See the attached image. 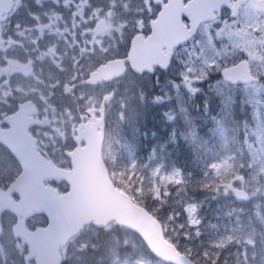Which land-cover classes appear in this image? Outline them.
I'll list each match as a JSON object with an SVG mask.
<instances>
[{
  "label": "snow or ice",
  "instance_id": "obj_1",
  "mask_svg": "<svg viewBox=\"0 0 264 264\" xmlns=\"http://www.w3.org/2000/svg\"><path fill=\"white\" fill-rule=\"evenodd\" d=\"M22 2L0 0V264H64L78 250L97 247L85 240L70 253L68 241L84 223L97 229L119 223L88 219L66 229L58 201L71 194V186L38 179L34 162L47 158L68 164L86 135L89 144L98 139L103 151L106 106L115 95L108 85L130 73L169 69L174 50L200 25L207 38L198 54H190L179 73L180 83L195 95L200 91L197 82L218 75L211 87L225 106L232 100L225 86L242 83L255 110L256 126L245 125L248 131L236 141L237 152L228 151L207 165L199 187L264 203V118L259 111L264 106V0H52L57 7L47 9L44 0H34L36 10H27L31 22L22 18L13 22ZM162 18L170 20L177 35L158 62L137 70L133 66L137 43L152 39ZM115 66L120 67L105 71ZM166 115L173 119L172 113ZM53 132L56 138L50 148L46 138ZM182 135L190 142L197 139L191 125ZM111 174L127 182L136 203L159 224L170 254H161L136 230L148 252L158 258L157 264H264V255L256 259V230L250 226H237L200 251L180 247L177 238L189 235L182 232L185 224L176 223L174 211L161 216L173 192L180 195L193 186L179 168L165 173L157 167L145 176L132 163L113 167ZM39 183L53 186V200L47 212L27 214L22 208ZM184 208L187 224L199 225L197 205L185 202ZM258 223L264 251V216ZM120 227L128 228L122 223ZM39 233L53 241L47 260L41 254ZM110 240L113 252L129 242L117 236Z\"/></svg>",
  "mask_w": 264,
  "mask_h": 264
},
{
  "label": "rangeland",
  "instance_id": "obj_2",
  "mask_svg": "<svg viewBox=\"0 0 264 264\" xmlns=\"http://www.w3.org/2000/svg\"><path fill=\"white\" fill-rule=\"evenodd\" d=\"M55 6L52 0H44V9ZM22 7L25 9L26 13L18 14L17 18L26 19L28 22H31L27 17V10H36L37 6L34 0H23ZM149 78L150 77L136 78L134 75H128L118 83L117 88L109 87L115 91V95L107 104L111 112L109 122H122V127L125 122H131V125H134V135L137 136L138 133L136 131L138 125L142 126L144 122H155L154 118L157 116L160 120H163V122H175L178 114L186 112L185 104L189 101L196 100L201 93L208 92L207 95L199 96L198 99H207L209 107H207V103H205V109L188 113L187 115L189 118L183 117L187 120L182 121L190 122V124L188 123L187 125L188 128L190 125L193 126L191 122H199L198 124L202 127V130L204 128L201 137L190 146L195 150L190 149V151H201L207 148L205 150L207 152V157L199 158L192 152L188 153L185 158L178 157L175 148H170L169 150V147L171 145L174 147L177 142V133L170 131L171 145L169 141L167 143H153L150 145L152 151L148 155L143 152L135 153L134 151L133 153L131 140H126L125 145L122 142L119 144L114 142L109 150V159H107L110 169L113 167L126 168L132 163H135L138 171L148 176L151 174V171L157 167H160L165 173L172 171L174 168H179L184 178L192 184L194 181L191 179L190 172H196V166H198L200 168L199 171L204 174V172L208 170L207 165L214 159H217L228 151H238L239 146L236 141H242L244 139L245 133L248 131V129L244 127L245 125L249 126V128L256 126L254 107L251 103L247 102L248 91L245 90L244 87L234 90V96L231 95L232 100L230 104L225 106L222 103L221 97L211 87L218 79V75L216 74H211L204 81H201V84L196 83V87H198L200 91L195 95L191 93L188 94L183 101H181L177 94L173 93L171 89L168 88L167 83L158 81L156 84H152V78ZM225 87L228 94H232V90L229 89L230 87ZM156 96H160L162 99L157 101L155 99ZM165 102L170 103V110L162 111L161 108ZM232 106H234L237 115L232 116L230 114ZM259 111L261 112V118H264V106H262ZM166 113H172L173 119L169 120ZM157 121L160 122L159 120ZM137 122L139 123L138 125ZM210 122L213 123L210 124ZM165 128L166 127L162 128V130L164 131ZM127 129L128 128H124L127 135L126 137H129ZM43 130L51 131L47 127ZM40 132L42 133V131ZM182 136L185 139V136ZM41 137L43 138V134H41ZM55 138L56 134L54 132L46 138V143H49L50 148L52 147L51 141ZM205 140H209V142ZM148 147L149 145L144 144L142 150L148 149ZM208 147H210V149H208ZM125 149L129 152H124ZM133 154L134 157H131ZM188 171L190 173V179L186 177ZM114 177L122 184L127 185V182L123 181L119 176L114 174ZM173 188H175V186H173ZM197 189H199L198 186L188 188L185 196H183V193L177 195L173 192V196L168 203V205H172L177 203L176 201H179L177 204H181L180 210L176 212V223L185 224L186 227L182 232L186 231L189 234L187 237L184 235L179 236L180 238L183 237L179 242L182 248L190 247L194 251L209 248L214 241L231 232L237 226H250L256 230V221H259L260 216H264V203H260L258 199H256L258 202L256 203L255 201V207L253 209L246 208L244 210V201L237 199L233 194H225L223 192L217 193L208 189L212 193L211 197L198 199L196 193ZM185 202L195 203L197 205L196 216L200 220L199 225L192 226L187 224V214L184 208ZM257 204H259L258 208L256 207ZM209 210H211L212 215L216 218V231L214 233H210L208 228L205 227L206 223L203 219V217H205L204 214ZM171 211L173 210H170V212ZM257 213H259V216ZM197 232L199 234H197ZM258 233H261V231ZM258 233H256L255 236L257 241L255 249L257 260L264 255V251L261 249V237H257L258 235L261 236V234ZM200 234H204V237H201ZM111 236H117L120 241L127 238L129 242L127 244L120 243L115 252H113L112 241L110 240ZM85 240L90 241V243H96L97 247L93 248L89 245L83 250H78L71 256L70 260L66 261V264H137L139 260L145 261V264H157V259L145 249L140 239L134 233L120 226H115L108 230H100L95 227L89 228L85 234L70 243V253L76 246Z\"/></svg>",
  "mask_w": 264,
  "mask_h": 264
},
{
  "label": "water",
  "instance_id": "obj_3",
  "mask_svg": "<svg viewBox=\"0 0 264 264\" xmlns=\"http://www.w3.org/2000/svg\"><path fill=\"white\" fill-rule=\"evenodd\" d=\"M146 65V62L133 64L136 68H144ZM119 67L105 71L118 70ZM84 139L86 147L71 153V170L57 168L46 163L44 159L42 162L36 160V164L34 162V173L38 179L64 178L71 186V194L58 201L64 214L65 228L70 229L88 219H118V224L122 223L147 236L161 254H170L171 250L161 235L157 221L129 196L116 189L111 182L98 139L94 138L91 144L88 143L87 135ZM52 200L53 191L39 183L31 188L29 199L23 208L34 206L39 212H47ZM23 208L22 211H25ZM86 224L88 223H84L83 227ZM38 239L41 254L47 260L50 257L52 238L39 233Z\"/></svg>",
  "mask_w": 264,
  "mask_h": 264
},
{
  "label": "flooded vegetation",
  "instance_id": "obj_4",
  "mask_svg": "<svg viewBox=\"0 0 264 264\" xmlns=\"http://www.w3.org/2000/svg\"><path fill=\"white\" fill-rule=\"evenodd\" d=\"M57 7V6H55ZM26 13L25 10L22 11V14ZM15 18H13V22ZM171 25H173L170 20L167 21L166 23V28H169ZM204 26L200 25L197 33L195 34V36L190 39L188 42L182 43L180 45L177 46V48L174 50L173 56H172V62H176L177 64H179V66L181 68L185 67L186 62L189 60L190 58V54L191 53H199L201 45H197L198 41L201 38V30ZM187 46H189L190 48L187 50ZM168 49V42L164 41L163 42V51H167ZM193 59V58H192ZM108 126V124H107ZM108 128V127H107Z\"/></svg>",
  "mask_w": 264,
  "mask_h": 264
},
{
  "label": "trees",
  "instance_id": "obj_5",
  "mask_svg": "<svg viewBox=\"0 0 264 264\" xmlns=\"http://www.w3.org/2000/svg\"><path fill=\"white\" fill-rule=\"evenodd\" d=\"M188 150H189V148H188ZM197 185H199V184H197ZM190 191H191V189H190ZM198 192H201V193H198ZM197 196H198V198H200V197H205V198H209V197H211V192L208 190V189H203V188H201V187H199V189H198V191H197ZM179 208H180V206L179 205H177V207H176V210H179ZM207 210V209H206ZM211 210H209L208 212H210ZM161 216H162V210H161ZM163 217V216H162ZM211 216H206L205 217V220L208 222V225H209V222L210 223H212L213 222V220H212V218H210ZM210 226V225H209Z\"/></svg>",
  "mask_w": 264,
  "mask_h": 264
},
{
  "label": "clouds",
  "instance_id": "obj_6",
  "mask_svg": "<svg viewBox=\"0 0 264 264\" xmlns=\"http://www.w3.org/2000/svg\"><path fill=\"white\" fill-rule=\"evenodd\" d=\"M70 259H71V255H70V257H69Z\"/></svg>",
  "mask_w": 264,
  "mask_h": 264
},
{
  "label": "bare ground",
  "instance_id": "obj_7",
  "mask_svg": "<svg viewBox=\"0 0 264 264\" xmlns=\"http://www.w3.org/2000/svg\"><path fill=\"white\" fill-rule=\"evenodd\" d=\"M160 122H162V121H160Z\"/></svg>",
  "mask_w": 264,
  "mask_h": 264
}]
</instances>
